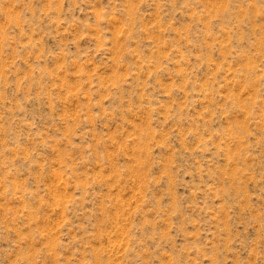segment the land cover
Here are the masks:
<instances>
[{"label":"rangeland","instance_id":"obj_1","mask_svg":"<svg viewBox=\"0 0 264 264\" xmlns=\"http://www.w3.org/2000/svg\"><path fill=\"white\" fill-rule=\"evenodd\" d=\"M0 264H264V0H0Z\"/></svg>","mask_w":264,"mask_h":264}]
</instances>
